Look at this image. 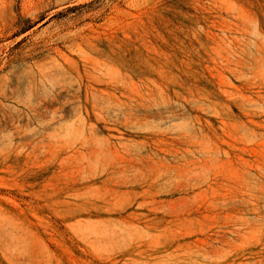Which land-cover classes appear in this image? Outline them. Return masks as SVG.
<instances>
[{
	"label": "rangeland",
	"instance_id": "374dc122",
	"mask_svg": "<svg viewBox=\"0 0 264 264\" xmlns=\"http://www.w3.org/2000/svg\"><path fill=\"white\" fill-rule=\"evenodd\" d=\"M0 264H264V0H0Z\"/></svg>",
	"mask_w": 264,
	"mask_h": 264
}]
</instances>
